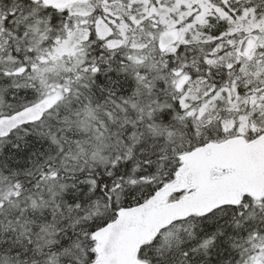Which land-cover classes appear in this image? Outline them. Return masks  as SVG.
<instances>
[{"label": "snow or ice", "instance_id": "6c2138e0", "mask_svg": "<svg viewBox=\"0 0 264 264\" xmlns=\"http://www.w3.org/2000/svg\"><path fill=\"white\" fill-rule=\"evenodd\" d=\"M0 264H264V0H0Z\"/></svg>", "mask_w": 264, "mask_h": 264}]
</instances>
